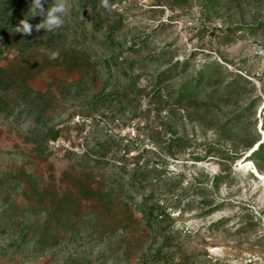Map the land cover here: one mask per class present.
<instances>
[{
  "label": "rangeland",
  "instance_id": "obj_1",
  "mask_svg": "<svg viewBox=\"0 0 264 264\" xmlns=\"http://www.w3.org/2000/svg\"><path fill=\"white\" fill-rule=\"evenodd\" d=\"M67 2L55 32L0 36V66L32 64L43 96L0 109V264H264V0ZM122 169L162 182L75 203L72 177Z\"/></svg>",
  "mask_w": 264,
  "mask_h": 264
},
{
  "label": "trees",
  "instance_id": "obj_2",
  "mask_svg": "<svg viewBox=\"0 0 264 264\" xmlns=\"http://www.w3.org/2000/svg\"><path fill=\"white\" fill-rule=\"evenodd\" d=\"M52 2L53 0H45L44 8L47 10L48 7H51ZM31 3L32 0H0V36L12 32L15 39L19 40L24 34L16 32L15 29L19 26L21 20L28 19V22L33 26L42 21L43 17L41 16L30 17L29 8ZM33 31H35V27H33ZM174 68L175 67H171L167 71L159 74L157 76V83L160 85L168 81L171 78V73ZM34 76V68L32 64L27 61L17 63L15 67L0 66V109L2 108L5 110L4 112H6L7 108L10 107L8 97L9 94L14 93L15 90L22 94L19 105L22 106L24 112L27 113L35 107L38 108L40 101L43 99L42 94H38L37 97L33 99L34 101H28V98L33 94V91L29 87V83ZM203 77L204 75L202 72L197 76L198 80ZM197 78L194 79L195 81H188L176 92L179 101L186 98L191 91L197 89ZM38 137L42 139L40 138L41 142L36 143V148L38 149L36 152L38 154H45L41 150L42 143L48 145L50 142L57 141L60 137V133L55 129H49L47 132L38 133ZM253 155H264V143L259 145L258 149L253 152ZM72 181L75 190L80 195L75 202L76 204L84 205L88 202L95 205L98 204V206L101 207L104 201L112 202L114 200L115 193L112 189L113 186H117L124 190L127 189L131 193L132 191L145 189L146 185L152 181L160 184L162 179L154 177L150 171L137 169L132 172H127L126 169H122L118 173L114 171L107 173L102 179L93 177L90 181L88 180V182H86L80 177H72ZM70 202V197L64 196L61 198V201L56 202V205L54 203L56 208L54 207L52 211H47L48 219L51 220L52 217L57 216L59 209L67 207ZM154 212L155 206H152L148 211L151 218ZM89 221H95L93 215H90ZM106 240L107 238L105 241ZM59 246L60 243L56 240L52 248H57ZM75 263L76 260L74 257H71L66 264Z\"/></svg>",
  "mask_w": 264,
  "mask_h": 264
},
{
  "label": "clouds",
  "instance_id": "obj_3",
  "mask_svg": "<svg viewBox=\"0 0 264 264\" xmlns=\"http://www.w3.org/2000/svg\"><path fill=\"white\" fill-rule=\"evenodd\" d=\"M44 2L45 0H32L29 8L30 17L41 16L43 17L42 21L33 26L28 22V19H23L15 29L16 32L30 36L33 27L36 31L43 29L46 32H55L63 26L64 18L70 13L67 0H53L51 7H48L47 10L44 8ZM100 2L105 9L110 8L109 0H100ZM57 55L53 54L51 58L55 59Z\"/></svg>",
  "mask_w": 264,
  "mask_h": 264
},
{
  "label": "bare ground",
  "instance_id": "obj_4",
  "mask_svg": "<svg viewBox=\"0 0 264 264\" xmlns=\"http://www.w3.org/2000/svg\"><path fill=\"white\" fill-rule=\"evenodd\" d=\"M247 162H248V161H247ZM249 165H253V164L249 163V164H247V166H245V168H246V167L248 168ZM255 173H256V176L258 177V179L264 180L263 175H261L258 171H256Z\"/></svg>",
  "mask_w": 264,
  "mask_h": 264
}]
</instances>
